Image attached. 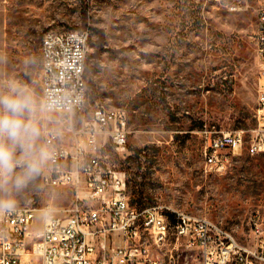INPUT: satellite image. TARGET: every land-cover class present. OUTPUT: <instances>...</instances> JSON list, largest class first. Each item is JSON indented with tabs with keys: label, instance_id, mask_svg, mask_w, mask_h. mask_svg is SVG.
Returning <instances> with one entry per match:
<instances>
[{
	"label": "rangeland",
	"instance_id": "rangeland-1",
	"mask_svg": "<svg viewBox=\"0 0 264 264\" xmlns=\"http://www.w3.org/2000/svg\"><path fill=\"white\" fill-rule=\"evenodd\" d=\"M256 24V0H0V92L14 84L33 96L43 148L57 116L40 108L42 36L87 29L93 70L76 124L97 107L125 112L128 153L106 141L100 164L124 175L131 206H159L171 220L173 211L189 213L251 243L254 222L264 231V154L244 149L225 172L212 173L202 150L209 132L256 126ZM44 166L11 192L14 208L70 205V187L43 186ZM162 258L201 264L172 229Z\"/></svg>",
	"mask_w": 264,
	"mask_h": 264
},
{
	"label": "built area",
	"instance_id": "built-area-1",
	"mask_svg": "<svg viewBox=\"0 0 264 264\" xmlns=\"http://www.w3.org/2000/svg\"><path fill=\"white\" fill-rule=\"evenodd\" d=\"M256 16V126L207 133V172H225L244 149L249 156L264 154V0H256ZM89 37L87 29L42 36L40 108L57 116V127L42 135L47 159L41 181L51 190L70 187L72 201L0 212V264H175L162 258L170 229L201 264H264V231L257 221L253 241L244 243L205 218L173 211L172 221L159 206H131L124 175L100 164L106 141L119 155L128 153L125 112L97 107L76 124L87 101Z\"/></svg>",
	"mask_w": 264,
	"mask_h": 264
},
{
	"label": "clouds",
	"instance_id": "clouds-1",
	"mask_svg": "<svg viewBox=\"0 0 264 264\" xmlns=\"http://www.w3.org/2000/svg\"><path fill=\"white\" fill-rule=\"evenodd\" d=\"M36 106L22 86L9 85L6 93L0 92V212L14 208L11 192L38 175L47 159L46 151L35 143L40 135L32 120Z\"/></svg>",
	"mask_w": 264,
	"mask_h": 264
},
{
	"label": "trees",
	"instance_id": "trees-1",
	"mask_svg": "<svg viewBox=\"0 0 264 264\" xmlns=\"http://www.w3.org/2000/svg\"><path fill=\"white\" fill-rule=\"evenodd\" d=\"M82 1L84 2L85 0H82ZM95 32L99 33L98 31H95ZM99 36L101 37V35H99ZM99 46H100V43L98 44V49L97 50H99ZM92 70H93L92 67H86V69H85L86 75H89V73H91Z\"/></svg>",
	"mask_w": 264,
	"mask_h": 264
}]
</instances>
